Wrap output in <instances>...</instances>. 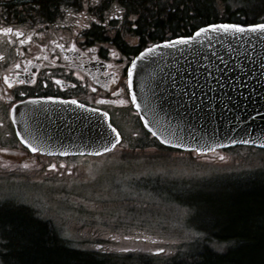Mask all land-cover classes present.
<instances>
[{"label":"flooded vegetation","instance_id":"flooded-vegetation-1","mask_svg":"<svg viewBox=\"0 0 264 264\" xmlns=\"http://www.w3.org/2000/svg\"><path fill=\"white\" fill-rule=\"evenodd\" d=\"M102 2L107 6H93L92 0H0V194L4 195L3 200H15L16 194L25 188H46L49 194L84 216L80 224L93 231L86 238L88 249L137 254L149 262L160 255L169 257L171 242L168 237L134 223L137 216L143 215L149 221L146 215L172 197L171 184H181L176 185L180 192L173 195L183 204H188L190 195L200 191L184 189L187 184H198L195 177L182 180L181 175L172 174L178 181L171 182L170 172L163 169L170 167L171 158L184 157L198 169L204 161L230 166L241 158L239 153H233V147L201 153L168 146L144 127L132 103L127 70L142 49L166 39L154 40L155 26H144L145 10L139 9L146 6L147 12H151L158 3ZM229 2L246 6L248 0ZM5 28L12 31L5 32ZM165 31H169V26ZM49 97L60 102L75 100L107 112L121 133V141L100 154L32 151L17 134L13 113L22 102ZM117 159L130 169L152 166L150 175L148 170L141 172L147 179L148 200L160 199L147 203L153 211L145 207L146 203L137 207L133 201L109 190L110 183L119 182L117 177L110 176L112 168L117 167L107 163ZM155 166L162 167L161 171ZM130 213L135 214L132 221L122 222V214Z\"/></svg>","mask_w":264,"mask_h":264},{"label":"water","instance_id":"water-1","mask_svg":"<svg viewBox=\"0 0 264 264\" xmlns=\"http://www.w3.org/2000/svg\"><path fill=\"white\" fill-rule=\"evenodd\" d=\"M258 23L264 21L211 22L194 30L187 45L154 43L161 46L137 60L129 87L146 129L162 143L186 150L239 144L264 148V33L194 36L209 24L247 28ZM13 119L24 142L44 152L100 154L121 140L106 112L68 101H25L15 108Z\"/></svg>","mask_w":264,"mask_h":264},{"label":"trees","instance_id":"trees-1","mask_svg":"<svg viewBox=\"0 0 264 264\" xmlns=\"http://www.w3.org/2000/svg\"><path fill=\"white\" fill-rule=\"evenodd\" d=\"M154 1L158 4L151 12L139 6L145 10L144 26H155L154 40L189 35L198 26L214 21L248 24L264 19V0H248L246 6L236 3L233 8L230 0ZM203 188L199 187L201 195L193 193L187 200L194 208L191 221L211 239L232 244L223 251L205 246L193 259L176 260L182 256H173L164 264H264V170L243 179L213 180ZM0 238L4 264H121L125 259L158 264L137 254L122 257L71 246L50 220L36 215L29 205L13 201L0 202Z\"/></svg>","mask_w":264,"mask_h":264},{"label":"rangeland","instance_id":"rangeland-1","mask_svg":"<svg viewBox=\"0 0 264 264\" xmlns=\"http://www.w3.org/2000/svg\"><path fill=\"white\" fill-rule=\"evenodd\" d=\"M236 6V3L233 4V6L231 4L232 8ZM125 130L127 131V128H125ZM237 151H245L247 159L244 161H235L230 166H220L218 164L211 165V163H205L204 161L202 166L201 164L197 165L199 168L201 166V168L198 169L193 166L195 163L188 164V159L180 156H173L170 161V167H165L163 169L170 172V177L172 179L171 182L178 181V179L174 178L172 174L181 175L183 177L182 180L190 177L194 179L195 177L197 181L195 183L199 184H187L188 186L184 189H188L189 187L193 189L199 187L204 189L203 187H206L208 183L215 179H222V181L227 180L228 177L243 179L255 175L259 170H264V149L255 150L249 148V151H247L246 147L239 146L237 147ZM233 153L236 154L238 152L233 151ZM107 164H114L117 167L112 168L110 176L113 178L117 177V181L120 183H110L109 190L112 193L117 192V194L120 195V198L125 197V199L133 201L137 207H139V204L141 203H146L145 207H149L150 210L153 211V207H150L147 203L156 202L160 199L155 198L148 200L150 198L147 194L149 189H147L148 185H145L147 179L141 172V170H148V175H150V169H152V166H147L145 167L146 169H130L127 168V164L118 159L110 161ZM155 167L159 171L162 169V167ZM176 185L181 186L179 183L171 184L170 191L173 194L180 192ZM208 190L204 192H207ZM1 191L5 192L6 190L2 189ZM195 193H200L201 195L203 192ZM33 194L35 195L33 196ZM173 194L171 195L172 197L170 196V199L162 201V205H157L159 209L155 208L154 210L156 211L154 213L146 215L149 216V221L145 216L138 215L134 222L141 224V226L151 233H158L160 236L168 237L171 242L168 245V249L170 248V257L182 256L176 258V260H183L186 258L187 261L195 258L193 254L205 246H210L215 250L223 251L232 244L230 241L211 239L207 233L200 231V229L196 227L197 225L195 222L193 226L190 225L189 221H191L193 216V207L191 208L188 204L181 203ZM3 196L4 195L0 194V202L5 203L7 201H13L24 203L29 205L38 216L54 222L59 233L71 246L87 248L86 238L90 237L93 231L91 230V227L88 228L86 224H80L84 216L73 211L62 200L49 194L46 188H43V190L37 189L35 191L31 190V188H25V191L16 194L17 199L15 200H3ZM191 196H193V194L190 195V197ZM134 217L135 214H122V222L130 223ZM91 245L95 247L96 243L92 242ZM169 259L170 258L168 257L159 256L152 258V261H149V263L156 261L158 264H164L169 261ZM120 262L121 264L141 263L135 259H125ZM0 264L4 263L0 260Z\"/></svg>","mask_w":264,"mask_h":264},{"label":"snow or ice","instance_id":"snow-or-ice-1","mask_svg":"<svg viewBox=\"0 0 264 264\" xmlns=\"http://www.w3.org/2000/svg\"><path fill=\"white\" fill-rule=\"evenodd\" d=\"M92 4L93 6H101V7H106L107 5L104 4L102 2V0H92ZM85 7H88L87 4L84 5ZM82 14V13H81ZM133 19H135L133 17ZM97 23H99V21H97ZM132 27H136L135 24L132 25ZM5 32H11L12 29L11 28H5L2 29ZM222 32V33H237V34H241L244 33L245 31H249V32H261L264 33V23H258V24H252V25H248L247 28L244 26H241L239 24H209L206 27H201L199 28L194 36L196 38L201 37L202 35L208 33V32ZM17 35H21L20 32L16 33ZM194 37L192 35L189 36H180L175 40H165L163 41V46L164 47H172L174 44H183V45H187L189 44V42L193 41ZM161 45H157V44H153L151 45V47L145 48L142 52H140L139 56L135 59L131 61V65L132 67L129 68L127 70V76H128V85L129 87L132 86V76H133V69L136 67L137 64V60L144 58L146 56V54H151L153 51L157 50ZM113 55H115V53H113ZM7 82V81H6ZM57 84L60 83V81H56ZM210 88V85L208 86ZM218 87H220L221 89H223V84L218 85ZM23 94V93H21ZM196 93H193V98H195ZM200 95H205V93L203 91L200 92ZM49 99H51V97H49ZM211 100H209V106L211 104ZM72 103H76L75 100L72 101ZM132 103L135 104L136 103V98L135 96L132 97ZM147 126V125H145ZM111 127V126H109ZM112 131H115V129H112ZM153 135H155V133H153ZM249 141H244V143H248ZM29 147H31V145H29ZM32 151H36L37 149L34 147H31ZM108 149L105 148V151H107ZM50 167L54 168V165H50ZM97 247H99V245H97ZM158 252L163 251V249H157Z\"/></svg>","mask_w":264,"mask_h":264}]
</instances>
